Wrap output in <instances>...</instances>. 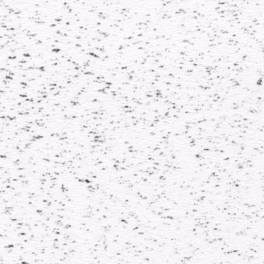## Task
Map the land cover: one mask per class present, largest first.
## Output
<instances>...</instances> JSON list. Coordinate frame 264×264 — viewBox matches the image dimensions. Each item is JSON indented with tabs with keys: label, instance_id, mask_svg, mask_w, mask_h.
<instances>
[{
	"label": "snow or ice",
	"instance_id": "6c2138e0",
	"mask_svg": "<svg viewBox=\"0 0 264 264\" xmlns=\"http://www.w3.org/2000/svg\"><path fill=\"white\" fill-rule=\"evenodd\" d=\"M0 264H264V0H0Z\"/></svg>",
	"mask_w": 264,
	"mask_h": 264
}]
</instances>
